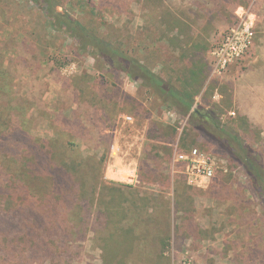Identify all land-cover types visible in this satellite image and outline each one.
<instances>
[{
	"label": "rangeland",
	"instance_id": "374dc122",
	"mask_svg": "<svg viewBox=\"0 0 264 264\" xmlns=\"http://www.w3.org/2000/svg\"><path fill=\"white\" fill-rule=\"evenodd\" d=\"M57 1L58 12L121 46L178 89L195 92L197 104L219 105L224 123L250 143L264 146V0L243 6L236 0ZM239 7L257 18L253 50L223 76H214L210 49L238 24ZM44 8L32 0H0V66L5 70L0 74V134L27 127L37 138L73 142L84 156H107L106 180L134 187L126 190V197L136 202L124 203V210L142 211V218L134 221L117 218L122 219L118 227L138 222L137 235L159 231L176 238L166 255L170 262L158 259L161 246L140 240L127 264H264V213L240 165L184 119L175 122L168 114L172 110L139 82L115 73L52 29ZM124 114L135 123H122ZM143 129L148 140L141 147L137 136ZM177 144L185 151L198 147L218 160L208 187H191L183 176H173ZM133 158H139V185L116 176ZM95 187L87 185L90 204ZM13 201L19 202L17 196ZM81 216L70 207L60 217L75 221ZM88 217L90 232L80 256L63 264L104 263V239L116 229L113 224L106 228L104 219L99 224L92 209ZM171 218H176L175 230ZM58 261L39 257L30 264Z\"/></svg>",
	"mask_w": 264,
	"mask_h": 264
},
{
	"label": "trees",
	"instance_id": "16d2710c",
	"mask_svg": "<svg viewBox=\"0 0 264 264\" xmlns=\"http://www.w3.org/2000/svg\"><path fill=\"white\" fill-rule=\"evenodd\" d=\"M32 1L44 5L52 29L67 35L81 52L102 60L115 73L126 74L139 82L186 119L189 128L214 143L231 162L239 164L264 213V146L250 143L235 127L224 123L219 105L207 108L197 104L195 92L178 89L121 46L102 38L69 14L58 12L60 2L57 0ZM236 1L243 6L253 0ZM214 14V10L209 11L208 19L214 18ZM1 73L5 70L0 66ZM25 128L12 127L0 134V264H30L39 257H45L52 263L59 259L57 264L76 261L83 243L88 240L91 209L95 211L99 224L102 225L104 219L106 228L113 224L116 229L104 239L103 264H127L126 258L135 250L136 241L140 240L162 247L158 256L160 262L172 260L166 255L172 245L174 248V233L173 236H161L158 231L153 235L148 232L140 236L137 235L138 222L118 227L122 219L118 221L117 218L128 222L133 218L134 221L142 218V211L139 208L135 212L131 208L124 210V203L136 202L126 197V190L133 191L134 187L106 180V155L84 156L73 142L60 138H37ZM6 168L15 172L11 174ZM88 184L96 186L92 204L88 200ZM98 191L108 200L97 197ZM16 196L19 202L14 203ZM95 202L99 206L97 210L94 209ZM70 207L77 210L81 218L75 221L61 218L62 212ZM175 223L176 218H173L171 226L174 225V230ZM118 230H122L121 234L117 233Z\"/></svg>",
	"mask_w": 264,
	"mask_h": 264
},
{
	"label": "built area",
	"instance_id": "2783aa9c",
	"mask_svg": "<svg viewBox=\"0 0 264 264\" xmlns=\"http://www.w3.org/2000/svg\"><path fill=\"white\" fill-rule=\"evenodd\" d=\"M241 12V13H239ZM239 22L225 34L224 38L211 47V70L217 77L223 76L232 66L249 54L256 36V16L250 10L239 7L237 10ZM124 124H134L131 115H122ZM114 148V147H113ZM219 168L218 160L198 147L188 151L175 149L171 160L173 176H183L186 183L195 188H206L215 178Z\"/></svg>",
	"mask_w": 264,
	"mask_h": 264
},
{
	"label": "crops",
	"instance_id": "0c3cea01",
	"mask_svg": "<svg viewBox=\"0 0 264 264\" xmlns=\"http://www.w3.org/2000/svg\"><path fill=\"white\" fill-rule=\"evenodd\" d=\"M253 47H254V44H253V46L251 47V50H250V53H251V51L253 50ZM250 53L249 54H247L242 60H241V62L243 61V60H245L249 55H250ZM233 66V65H232ZM232 66H230V68H229V70L232 68ZM228 70V71H229ZM196 101H198L197 100V97H196V100H195V102ZM197 103V102H196ZM199 104V103H198ZM202 105H204V104H202ZM171 117H173V119L174 118H176V120H175V122L176 121H178L179 122V120L180 121H182V117H180L176 112H174L173 110L172 111H169V113H168ZM153 117V116H152ZM150 119H152L151 117H150ZM149 119V120H150ZM144 121H145V123L148 121V119H144ZM184 121H185V125L187 124V120L186 119H184ZM180 124V123H179ZM181 130V129H180ZM139 133V135L137 136V138H139V139H142V141L140 142V144H141V147H142V145L145 143V141H147L148 139H147V134H148V132H147V130L145 131L144 129L142 130V131H140V132H138ZM170 145H172V144H169V146ZM141 147H139L140 149H141ZM174 148H173V155H174V152H175V149L176 148H178V144L177 145H175V146H173ZM141 153V152H140ZM140 153H139V155H140ZM173 155H172V158H173ZM172 158H171V160H172ZM138 159L139 158H133V159H131V161L126 165V170L124 171V172H117L116 173V176H118V177H122V179L125 181L124 183H131V184H135V185H139V183H140V177H139V174H138V166H137V162H138ZM172 219V222H173V218H171ZM171 227H173V225L171 226ZM172 229V228H171ZM172 231V230H171Z\"/></svg>",
	"mask_w": 264,
	"mask_h": 264
}]
</instances>
